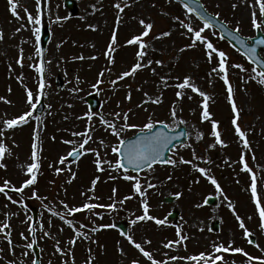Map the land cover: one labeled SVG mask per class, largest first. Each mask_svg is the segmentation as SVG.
Here are the masks:
<instances>
[{
	"label": "rangeland",
	"instance_id": "obj_1",
	"mask_svg": "<svg viewBox=\"0 0 264 264\" xmlns=\"http://www.w3.org/2000/svg\"><path fill=\"white\" fill-rule=\"evenodd\" d=\"M72 1L74 9L70 10L64 4V0H44V15L39 27L46 26L51 31V40L46 55V60H50L51 64L47 65L45 95L40 96L38 95V73L34 68L29 67L30 64H36L39 60L35 51L34 34L31 31L35 25L28 24L27 15L22 8L19 9L21 19H17L9 10L8 0H0V29L4 32V39L0 40V96L11 101V103L0 101V129L4 128L3 120L15 118L29 110L33 111L28 124L5 132L4 141L12 148V154L6 155L4 160L0 161L6 165V167H0V185L5 180H9L19 187L24 180L29 178L22 165L32 162L30 159L31 144L33 131L37 125H40L43 142L41 169L37 176V183L26 188L23 193L27 208L12 204L0 193V222L5 219L4 212L19 213L18 216L12 215L10 219L15 255H12L9 245L0 236V248L4 249L0 264H7L8 260L13 259L23 261V264H31L34 259L32 250L28 257L22 256L26 250L23 247L26 241L20 236V232L29 235L28 223L22 222L26 221L28 216L32 217L30 209L33 207L38 210V219L35 224L38 226L39 222L43 221L45 230L52 234L51 237L45 238L37 227V245L41 249L42 264H49V262L63 264L65 260L68 264H72L71 256L65 257L58 254L55 244L56 239H59L60 246L68 251V241L74 238L73 229L59 217L51 215L42 205L49 204L54 210L63 214L65 210L59 202L63 200L70 207L80 206L86 202L84 193L88 197L94 195L98 198L87 202L102 205L114 203L116 208L114 210L106 207L96 208L92 213L87 211L76 213L74 217L68 216L67 219H74L77 227L81 222L91 227L93 224L98 226L125 221L128 225V234L140 243L151 240L150 245L144 244L143 246L152 252L154 259L167 261V264H194L187 259L173 261L168 257H189L201 252L210 253L213 252L214 243L228 245L232 241H234L233 248L240 247L252 256L264 257V233L259 230V217L249 190L250 174L241 171L242 166L238 162L242 151L245 152L249 165L254 168L260 178L258 191L262 197V204H264V85H260L255 80L244 84L241 77L250 75L251 72L243 73L234 67L229 68V78L236 89L235 98L238 107L242 110L238 123L248 131V139L251 142V152H249L243 149L234 132L231 123L234 113L227 100L226 85L218 75L209 76L212 68L218 65L219 58L214 57L212 63H209L202 45L183 52L179 51L191 41L182 34L185 30L180 28L172 17L179 16L181 19H188L195 28L203 27V23L193 14H188L186 9L174 0L171 2L169 0H134L131 7L125 9V13L122 14L123 22L117 28V10L113 7L116 0ZM202 1L210 12L218 14L217 16L233 29L239 25V33L243 36H255L256 29L251 23V9L243 0ZM19 2L28 7L35 16L36 0H19ZM234 3L238 5L235 9L232 7ZM57 17L61 19L58 20ZM141 18L154 24L153 30L145 39L154 45L155 51L150 53L151 57L154 60L162 59L164 66L155 64L152 66L156 68L158 75H153L150 69L141 70L135 77L119 82L120 85L125 86H119L114 91L109 81L121 71L130 68L135 62L134 53L137 47L127 46L126 40L143 31L138 23ZM89 24L96 25V30L90 29ZM17 28L21 31L17 32ZM114 30L117 34L118 45L114 53L116 63L112 65L108 63L103 53L107 49ZM168 30H171L172 35L161 40H153L154 36ZM203 34L213 42L216 48L227 54L229 65L239 63L246 69H251L250 63L243 55L235 51L226 41L218 40L220 37L217 31L211 28L205 30ZM121 45L124 46L120 47ZM20 48H23L24 53L23 68L16 63ZM80 55H83L85 59H73ZM91 56H96L97 59H88ZM9 64L12 66L11 71ZM105 68H111L112 71L105 72L104 83L100 85L99 90L94 89L92 85L97 82L99 72ZM21 73L24 76L23 83L33 91L34 104L36 105L41 98L45 100L47 106L43 114H35V108L30 109L27 104L25 88L16 78ZM56 75L64 79L66 83L64 89L55 87ZM161 75L170 76L169 87L165 88L161 85L159 79ZM186 75L192 76L195 84L210 94L211 119L220 122L222 139L226 141L227 147L217 146L215 149L208 150V145L212 144L215 138L211 136V120L203 121L201 118L203 98L190 89L183 90L185 92L183 99L176 96L179 89L174 85L182 82ZM77 77L79 82H77ZM128 84L132 86L131 101L125 98ZM9 88L11 92L8 91ZM137 89L141 90L137 91ZM144 92H148L153 97L162 92L163 103L145 105L147 111L144 108H137V105L144 99ZM90 93L97 94L101 102L100 108L95 111L89 110L84 99ZM189 96L192 98L189 99ZM173 104L177 108L175 119L171 117ZM129 107L133 108L136 113L132 116L130 123L142 125L151 116L153 121H165L171 129H175L180 122H183L188 128V141L176 146L170 154V159L178 160L179 157H184L185 160H192V152L195 149L198 155L211 159V164H205L202 161H195V163L200 167L210 169V174L216 178L223 191L218 192L216 187L190 164L178 163L176 166L156 164L151 170L146 169L139 173L128 171L127 175L140 178L144 193L141 196L133 188L135 181L125 180L122 170H114L104 165L106 170L98 172L94 163L96 157L91 152L82 151L76 160L70 161L68 158L64 164L59 163L61 156H67L73 147L78 148L79 143L82 142V137H74L71 133L85 130L89 123L85 115L88 112L94 114L92 124L95 132L93 141L85 145V149L97 148L104 158L114 163L118 156L112 153L111 146L118 144V138L111 135L110 131L100 124L99 116L103 115L112 121L114 112L126 111ZM137 131V129H131L124 132L122 136L126 138ZM198 132L203 133V138L200 140H197ZM53 136L55 140L51 139ZM100 138L105 140L107 148L99 146ZM64 140H74L77 143L76 145L65 144L62 142ZM13 141L18 147L13 145ZM186 145H191V147ZM252 153L256 157L254 161L251 159ZM50 164L53 165L52 168L49 167ZM55 168L64 170L57 175ZM72 172L76 173V178L68 183ZM97 176L100 179L96 184L95 192L92 193L90 191L91 182ZM149 183L155 187L149 188L147 186ZM114 188L116 189L115 195H113ZM33 191L46 199L33 198ZM178 193L180 195H177ZM9 194L16 200L21 199L20 195L10 190ZM168 196L175 197V200L170 203L164 202L163 199ZM209 196L217 197L214 205L205 204V199ZM225 196L228 200H225ZM125 197H131V199L125 200ZM144 199H147L149 204V215L159 219L166 218L165 225H157L155 220L132 223L137 216L143 215L142 200ZM120 201L124 203L121 204ZM229 201L235 206V214L228 207ZM172 211H176L178 215L174 219H168L167 216ZM236 214L244 219L247 228L253 233L250 238L254 237L260 248L248 243L249 238H245L243 229L239 227ZM249 216L252 218L248 219ZM49 220L52 222L50 228ZM213 221L220 223L217 231L211 229ZM61 228L63 231H60ZM177 228L181 229L182 234L188 239L172 249L163 247L168 240L178 239ZM89 234L96 243L84 239L77 240L71 249L75 256V264H85L88 258V248H92L96 256L95 264H129L132 258L138 259L140 264H151L133 245L129 244L126 237L121 235L115 227ZM121 246L127 253L126 256H121L119 251ZM223 255L227 264H232L233 261L235 264H247V258L242 253L229 252ZM253 264H258V262L254 261Z\"/></svg>",
	"mask_w": 264,
	"mask_h": 264
},
{
	"label": "snow or ice",
	"instance_id": "obj_2",
	"mask_svg": "<svg viewBox=\"0 0 264 264\" xmlns=\"http://www.w3.org/2000/svg\"><path fill=\"white\" fill-rule=\"evenodd\" d=\"M132 2L134 0H116V2L113 4V7L117 10L116 14V26L117 28L119 25L123 22V15L125 13V9L131 7ZM171 2V0H169ZM244 3L248 4L249 8L251 9L250 16H251V23L254 29L258 30H264V0H243ZM9 3V10L11 14L16 17L17 19H21L19 15V9L22 8L23 12L27 15V21L29 25H35L31 29L34 34L35 43H36V55L39 57L38 63L36 64H30L29 67H32L35 69L36 73H38L39 81H38V95L44 96L45 95V88L47 87L46 79H45V73H46V65L51 64L50 60L44 59V50L40 47V41H41V28L39 25L42 23L43 19V4L44 0H36V14L35 16L32 14V12L29 10L28 7L23 6L20 4L19 0H8ZM238 5L233 4L232 7L235 9ZM95 7V6H93ZM183 7L186 9L188 14L195 13L198 17H200L204 23L203 27L201 28H195L190 20L188 19H181L179 16H173L172 19L178 23L179 27L184 29L183 35H185L191 42L187 45H185L183 48H181L179 51L183 52L186 49L195 48L200 45H202L205 49V56L209 63H212L214 57H218V65L216 67H213L211 70V73H209V76H212V74L218 75L222 80L223 83L226 85V92H227V100L229 104L231 105V110L234 113V116L231 120V123L234 127V132L236 136L238 137L239 141L241 142L243 149L249 150L251 152V142L248 139V131L243 129L241 124L238 123L241 116V109L238 107L237 101H236V89L234 88L233 84L230 81L229 78V68L234 67L236 69H239L243 73L251 72L250 75L242 76L241 80L244 84H247L253 80H255L260 85H264V59H260L257 56L256 53V47L255 46H248L247 44H244L243 41L241 42V46L245 48V55L247 58L255 65L259 66V71L257 70V67H253L250 70L246 69L244 65L236 63L229 65L227 54L223 50H219L215 47L213 42L208 39L206 35L203 33L205 30L211 29L213 27L212 24V18L209 17L202 9L203 5H201L198 0H188V2H185L183 4ZM167 15V13H164ZM218 15V14H217ZM57 19H61L57 17ZM66 19V18H65ZM138 23L142 26L143 31L139 34H135L131 36V38L126 40L127 46H136L137 50L134 53L135 56V62L131 64L130 68L125 69L121 71L114 79L109 81L110 87L115 91L119 86H125L120 85L119 82L125 81L126 78L129 77H135L137 73L144 69H150L153 75H158L157 70L155 67H152L154 64L163 67L164 61L162 59H153L150 55L151 52L155 51L154 45L151 41L146 40L145 38L149 36L150 32L154 28V24L152 22H146L145 19L141 18L139 19ZM88 27L92 30H96V25L89 24ZM236 32H239V25L236 27ZM17 32L21 31L20 28L16 29ZM172 35L171 30L168 31H162L159 33V35H156L153 37V40H161L164 37H168ZM238 39V37H234ZM4 39V32L2 29H0V40ZM27 43V41H24ZM256 44H262L264 45V39H259L255 41ZM117 34L114 30L112 32L111 40L109 44L107 45L106 51L103 53V55L106 57L109 64L114 65L116 63L114 53L117 50ZM124 45H121L120 47H123ZM59 47V46H58ZM93 47H95L93 45ZM31 59V57H29ZM73 59H79L84 60L85 57L83 55H80L78 57H73ZM88 59L95 60L97 59L96 56L88 57ZM16 63L23 68L24 67V53L23 48H20L19 50V57L16 61ZM11 64H9V69L11 71ZM111 68H105L104 70L100 71L98 76V80L95 84L92 85L94 89L99 90L100 85L104 83V76L105 72H111ZM18 81L22 84V86L25 88V94H26V102L30 106V109L35 108L34 104V94L31 89L27 87L23 83L24 76L21 73L19 76L16 77ZM170 76H159L161 85L163 87H169L168 84ZM177 80H180L179 77H176ZM77 82H79V78L77 77ZM211 82V81H210ZM177 89H179L176 92V96L180 99H183L185 92L183 90L190 89L193 93H198L200 97L203 98L201 107L203 109L201 113V118L203 121H209L211 120V136L215 138L214 142L210 145H208V150L215 149L217 146L220 147H227V143L224 139H222V132L220 129V122L214 119H211L212 114L209 111V100L211 99L210 94L203 91L199 86H197L193 80V77L190 75H186L183 77L182 82L176 83L174 85ZM128 91L126 94V99L128 101L132 100V91H131V84L126 85ZM141 89H137V91H140ZM9 92H11V88L8 89ZM246 91V89H245ZM144 99L143 101L137 105V108H144L145 111H147V108H145V105L148 104H155V105H161L163 103V94L162 92L153 97L148 92L143 93ZM189 99L192 97L189 96ZM0 101H3L5 103H11L10 100H8L4 96H0ZM182 110V109H181ZM87 116L88 125L86 126L85 130L83 132H72L71 135L74 137H82V142L79 143L78 148L73 147V149L67 153V156H61L59 158V163L64 164L65 161L68 159V157H79L82 154V151L91 152L95 155L96 159L94 161L96 170L98 172H104L106 169L104 165H108L109 168L114 170H122L124 173L123 178L128 181H135L133 188L136 193L141 194V196L144 195L142 192V186L140 183V178L132 175H127V172L129 171V166L134 168L136 171H140L142 167H147L148 169H152L153 165L159 163V164H170L172 166H176L178 163L180 164H190L192 167L198 171L200 174L205 176L211 184H213L216 187V190L218 192H222L221 185L218 183L216 178L210 174V169L206 167H200L195 161H202L205 164H211L212 161L209 158L200 156L196 153L195 149H193L192 152V160H185L184 157H179L177 159H165L163 156L164 149L168 147L171 140L174 138L173 136H170L166 131L167 124L165 121L157 120L153 121L152 117L149 116L146 123L137 124V123H130V120L132 119V116L136 115L133 108L129 107L126 111H118L114 112L112 115L114 119L112 121H109L106 119L103 115L99 116V122L101 125L105 126V129L110 131L111 135L118 138V144L111 146V151L114 154H117L118 159L113 163V161L108 160L102 156L101 151H99L97 148H87L85 149V145H88L90 141H93V133L95 132V127L92 124L93 120V113L88 112L85 114ZM33 116V111L29 110L26 111L19 116L15 118L5 119L3 120L4 128L0 129V161H3L6 155L12 154V148L8 146L7 143L4 141V135L5 132L9 129H15L19 126H23L29 123L30 118ZM171 117L175 119L177 117V108L175 104L171 107ZM82 118V117H81ZM39 119V118H37ZM122 121V123H120ZM157 125H160L159 130H157ZM131 129H137L139 132V135L136 136L134 139L131 138H124L122 134L128 130ZM186 133H181V135H185ZM203 138V133L198 132L197 133V140H200ZM52 140H55V136L51 137ZM65 144H71L76 145V141L74 140H64L62 141ZM99 146L107 148L108 145L105 143V140L103 138H100L98 141ZM13 145H15V141H13ZM187 147H191V145H186ZM43 152V142L40 135V125H37V128L33 131V137H32V144H31V163H28L26 165H22V167L25 169L26 174L29 176L28 179L24 180L21 186L16 187L11 183L9 180H5L2 185H0V193H2L9 202L12 204H17L20 207L27 208V204L24 203L23 193L26 188H29L30 186H34L37 183V176L41 169V153ZM251 159L254 161L256 159L255 154L252 153ZM241 164V171L247 172L250 174V193L252 196L253 203L255 204L257 214L259 217V230L260 232L264 233V204H262V197L258 191V181L259 177L254 171V168L249 165V162L246 159V153L242 151L239 161ZM0 167H6L5 164L0 163ZM50 168L53 167L52 164L49 165ZM64 169L61 168H55V173L59 175ZM70 171V169H69ZM76 178V173H71V178L67 181L68 183H71L72 180ZM100 177L97 176L94 178L91 182V189L90 191L92 193L95 192L96 184L99 181ZM171 179V177H169ZM239 182V181H238ZM149 188L155 187V185L149 183L147 185ZM9 190L11 192H14L21 196V199L16 200L13 198L12 195L9 194ZM116 189H113V195H115ZM86 197V202H84L80 206H69L65 201L61 200L59 203L63 206L65 212L62 214L58 210H54L52 207H50L49 204H43L42 207L46 210H48L51 215L59 217L61 221H64L70 228L73 229L74 232V238L70 239L68 241L69 250L65 251L60 246V240L56 239V252L62 256L68 257L71 256L72 264H75V256L74 253L71 251L72 247L77 243V240L84 239L92 241L93 243H96V241L92 240V236L89 233H96L101 231L102 229H108V228H114L116 227L114 224H101V225H92L91 227L88 224H84L81 222L79 224V227H77L76 223L74 222V219H67L68 216H73L76 213L81 212H89L92 213L94 209L96 208H108L114 210L116 208V204H108V205H102V204H96L87 202L91 199H98L94 195L92 197H88L86 193H84ZM177 195H180L179 193ZM32 197L35 199H46L41 198L37 192L33 191ZM125 200L131 199V197H125ZM225 200H228V197L225 196ZM121 204L124 203V201H120ZM7 207V205L5 206ZM142 207H143V215L137 216L135 220L132 221L133 224L137 223L138 221H146V220H155V223L157 225H165L166 224V218L165 219H159L153 216L149 215V204L147 199L142 200ZM228 207L233 210L235 214V206L234 204L229 201ZM12 215L18 216L19 213H8L4 212V221L0 222V236H2L3 240L7 242L9 245V251L12 253V255H15V245L13 243L12 239V226L10 223V219ZM96 215H99L96 213ZM102 218V217H101ZM252 217L249 216L248 219H251ZM32 217L28 216L26 218V221H23L22 223H28L27 232L29 235H25L24 232H20L21 238L26 241V243L23 245V247L26 249L22 256L28 257L30 250L34 248V246L38 243L37 241V227L39 228V231L43 234V237L49 238L51 237V232L45 230V225L43 221L39 222L38 226L35 223H32ZM236 219L239 222V227L243 229V234L245 238L248 239L249 244H253L254 241L250 239V237L253 235V233L247 228L244 219L241 218L240 215L236 214ZM49 228L51 227V220L48 222ZM60 231H63L61 228ZM121 235H126L125 233H121ZM177 237L176 240H168L163 244V247L172 249L176 247L177 245H181L183 241H186L188 237L186 235H183L181 232V229L177 228ZM126 239L128 240L129 244L133 245L135 249H137L148 261L151 262V264H167V261H161L156 260L153 257V254L151 251H148L143 246L144 244L150 245L152 242L151 240H146L143 243L137 242L134 237L131 234L126 235ZM234 241L230 242L228 245H225L224 243H214L213 244V252L210 253H204L201 252L196 255H192L189 257H176L171 256L168 257L170 260H177V259H187L189 261L194 262V264H227V261H225L224 253L234 252V253H242L247 258V264H253L254 261L258 262V264H264V257H255L250 255L247 251H245L243 248L240 247H232V244ZM255 246L257 248H260L259 243H256ZM88 258L85 261V264H95L96 256L93 254L92 248H88ZM121 256H126L127 253L125 252L123 246L119 249ZM4 249L0 248V259L3 258ZM7 264H23V261H18L16 259L8 260ZM31 264H38V261L36 259H32ZM51 264V262H49ZM63 264H68V261L65 260ZM129 264H140V261L138 259L132 258L129 261ZM232 264H235L233 261Z\"/></svg>",
	"mask_w": 264,
	"mask_h": 264
},
{
	"label": "water",
	"instance_id": "obj_3",
	"mask_svg": "<svg viewBox=\"0 0 264 264\" xmlns=\"http://www.w3.org/2000/svg\"><path fill=\"white\" fill-rule=\"evenodd\" d=\"M181 2H188V0H179ZM199 2V1H198ZM200 3V2H199ZM201 4V3H200ZM66 5L71 8V9H74V5L72 3V1L70 0H67L66 1ZM209 17L212 18V24L214 26H216L220 32H221V36L224 37V38H227L231 44L233 46H235L236 48L242 50L245 52V48L241 46V42L240 41H243L244 44H246V39L245 38H242L236 31H232L231 29H229L226 25H224L223 23H221L216 17L212 16V15H209L204 9H202ZM234 37H238V39L234 38ZM49 39V34H48V31L47 29H45L43 31V35H42V49L44 50V54H45V51H46V44H47V41ZM260 38L258 39H253L254 41V44L250 45V46H255L256 47V50L261 48V49H264L263 46H261L260 44H256L255 41L259 40ZM57 86L58 87H63L64 86V83L63 81L58 78L57 80ZM87 101L89 102L91 108H96L98 107V103L96 102V100L92 97V96H89L87 97ZM44 103L41 102L40 105L38 106L37 108V112L41 113L43 110H44ZM159 127L160 125L157 126V130H159ZM165 131L170 135V136H173L174 138L171 140L170 144L168 145V147L166 149H164V152H163V156L165 159H168L167 158V155H168V152H169V149L173 146H175L176 144H179V143H183L186 141L187 139V130H186V127L181 123L179 128L176 130V131H171L169 129H165ZM181 133H186L185 135H181ZM134 139V138H133ZM131 167V166H129ZM146 167V166H145ZM144 168V167H142ZM141 168V169H142ZM172 199H167V201H171ZM215 199H210L208 200V203H214ZM36 217V215H35ZM217 223L215 224L214 228H217ZM34 251H35V259L38 261V264H40V252H39V249L34 246Z\"/></svg>",
	"mask_w": 264,
	"mask_h": 264
}]
</instances>
